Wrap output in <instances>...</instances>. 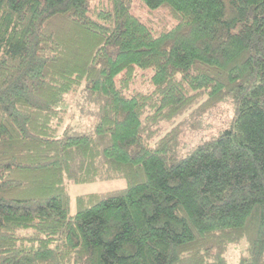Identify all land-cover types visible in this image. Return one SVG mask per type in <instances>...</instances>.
Listing matches in <instances>:
<instances>
[{"label": "trees", "instance_id": "16d2710c", "mask_svg": "<svg viewBox=\"0 0 264 264\" xmlns=\"http://www.w3.org/2000/svg\"><path fill=\"white\" fill-rule=\"evenodd\" d=\"M243 239L264 264V0H0V264H230Z\"/></svg>", "mask_w": 264, "mask_h": 264}, {"label": "rangeland", "instance_id": "374dc122", "mask_svg": "<svg viewBox=\"0 0 264 264\" xmlns=\"http://www.w3.org/2000/svg\"><path fill=\"white\" fill-rule=\"evenodd\" d=\"M143 12L144 17H146L145 11ZM148 16V15H147ZM72 95V94H71ZM69 95V96H71ZM70 100L73 99L71 96L69 98ZM76 111V110H75ZM224 116L221 115L220 119L217 117L216 114L219 113H224ZM234 106L230 105L229 103H226L223 105L222 108H219L212 114V117H209L208 121L203 123V127L200 130H204L203 132L210 133L215 131L217 128H226L229 124V122L232 120L234 116ZM93 110L91 112L85 111L82 112L81 114L78 113L77 119H73V124L80 123L79 126L80 128H77L78 132H90L93 129L92 125V118H93ZM89 114V115H87ZM188 117V115H186ZM68 122H71V119L68 120ZM211 126V129H210ZM79 129V130H78ZM189 131V130H187ZM202 133V131H196L192 133L191 131L184 133L183 137H181V140L183 143L185 141H195L198 139L199 135ZM218 133V132H217ZM216 135V134H215ZM181 144V148L185 149V146ZM127 182L125 179H115V180H108V181H101V182H93V183H85V184H74L70 186L69 193L71 195V198L74 199L79 196V195H84V194H91V193H108L112 191L119 190L121 188L126 187ZM75 211L74 204L72 206V212ZM247 248V242L245 239H243L240 243L234 244L230 247L228 253H227V259L230 264H237L241 257L245 254Z\"/></svg>", "mask_w": 264, "mask_h": 264}, {"label": "crops", "instance_id": "0c3cea01", "mask_svg": "<svg viewBox=\"0 0 264 264\" xmlns=\"http://www.w3.org/2000/svg\"><path fill=\"white\" fill-rule=\"evenodd\" d=\"M125 188V187H124ZM121 189H123V188H121Z\"/></svg>", "mask_w": 264, "mask_h": 264}]
</instances>
